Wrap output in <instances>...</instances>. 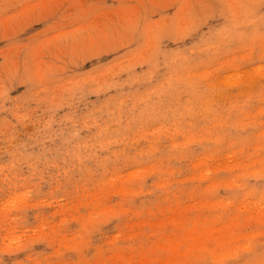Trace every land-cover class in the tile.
I'll return each mask as SVG.
<instances>
[{
  "label": "rangeland",
  "instance_id": "obj_1",
  "mask_svg": "<svg viewBox=\"0 0 264 264\" xmlns=\"http://www.w3.org/2000/svg\"><path fill=\"white\" fill-rule=\"evenodd\" d=\"M0 264H264V0H0Z\"/></svg>",
  "mask_w": 264,
  "mask_h": 264
}]
</instances>
